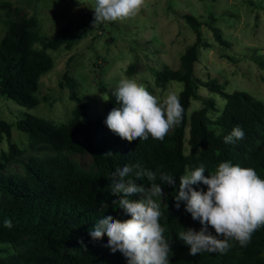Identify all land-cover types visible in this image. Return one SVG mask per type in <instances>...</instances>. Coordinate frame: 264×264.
Instances as JSON below:
<instances>
[{
    "label": "trees",
    "instance_id": "1",
    "mask_svg": "<svg viewBox=\"0 0 264 264\" xmlns=\"http://www.w3.org/2000/svg\"><path fill=\"white\" fill-rule=\"evenodd\" d=\"M2 1L0 5L8 6ZM183 18L193 30L195 42L180 56V70L164 66L153 72L157 88L163 89L170 82L182 84L178 96L184 108L183 120L164 140L150 137L147 141H129L111 132L105 119L90 116L87 105L75 92L76 81L66 74L60 86L69 90V98L75 102L66 124L55 126L27 114L15 124L0 119V142L4 139L8 144V152L0 154V245L4 246L0 248V264H127L121 252L112 253L103 243L108 239L106 232L98 238L89 232L94 219L104 211L116 219L130 218L116 206L120 194L108 191V173L124 164H139L144 169L175 175V187L161 185L164 194L160 222L173 252L171 264H264V227L253 234L247 247L232 241L224 254L189 255V246L178 238V232L184 229L201 228L183 204L179 209L175 206L179 176L185 167L204 164L208 176L218 163L228 160L252 167L264 177V103L244 91L226 93L214 81L203 82L195 75L198 50L209 44L202 41L200 22L190 15ZM86 23L82 33L91 28L89 21ZM33 24L31 18L12 21L0 39V96L28 110L38 106L39 79L53 67L49 51L60 47L68 51L76 41L75 35L66 38L64 28L43 37ZM212 33L216 40L220 39L217 28L213 27ZM200 84L224 99L218 119L209 118V111L216 112L215 103L211 98H200ZM100 92L112 96V90L104 87ZM191 100H202V107L188 116ZM108 103L116 106L112 99ZM212 124L223 130L221 136L210 129ZM237 125L245 131V138L236 144H225L223 136ZM13 127L28 137L32 155L27 160H22L23 152L12 143ZM69 155L89 156L90 167L82 169ZM12 164L19 166L20 172H11ZM137 183L150 187L147 178ZM199 187L206 190V186ZM132 199H140V194H134ZM6 218L12 221L11 229L3 226ZM209 230L215 235L211 226Z\"/></svg>",
    "mask_w": 264,
    "mask_h": 264
},
{
    "label": "rangeland",
    "instance_id": "2",
    "mask_svg": "<svg viewBox=\"0 0 264 264\" xmlns=\"http://www.w3.org/2000/svg\"><path fill=\"white\" fill-rule=\"evenodd\" d=\"M0 5V39L10 22L31 18L33 29L43 37L64 28L66 38L76 36L72 48L50 50L52 69L39 79V104L28 110L0 96V119L15 124L23 115H33L55 126L66 124L75 102L69 90L61 87L63 76L76 81L75 92L85 102L93 119H106L111 107L100 88L113 90L122 78H131L150 93L163 99L169 92L179 94L180 82H170L165 88L154 85V71L164 66L180 70V56L195 42V34L184 15L200 22L202 41L208 48L198 50L195 75L203 82L220 85L226 93L244 91L264 103V0H143L132 16L117 21L94 24V0H3ZM89 21L91 28L82 33ZM217 28L216 40L212 28ZM198 95L211 98L216 116L225 104L219 95L200 84ZM202 100H191L187 115L202 107ZM209 116V114H208ZM212 120V119H211ZM187 138V135H186ZM12 143L27 160L28 137L12 128ZM6 140L0 142L1 152L7 153ZM82 169L91 165L89 156L69 155ZM11 172H20L12 164ZM4 246L0 247L3 248Z\"/></svg>",
    "mask_w": 264,
    "mask_h": 264
},
{
    "label": "clouds",
    "instance_id": "3",
    "mask_svg": "<svg viewBox=\"0 0 264 264\" xmlns=\"http://www.w3.org/2000/svg\"><path fill=\"white\" fill-rule=\"evenodd\" d=\"M142 5L143 0H94V24L126 19ZM102 98L112 99L116 104L106 116L107 127L129 141L137 138L147 141L150 137L162 141L184 116L176 92H169L161 100L131 78L120 79L112 96ZM219 115L221 113L216 116L209 113V118L215 120ZM210 129L217 137L222 135L223 130L217 125H210ZM244 138L245 131L237 125L223 136V141L236 144ZM205 172V165L200 164L185 167L179 176L175 206L179 209L183 204L201 228L199 231L184 229L178 232V238L189 246L188 254L192 256L205 252L224 254L232 247V241L247 247L253 234L264 227V177L252 167H242L228 160L218 163L208 176ZM108 176L111 177L108 191L120 194L116 206L130 218L116 219L111 212L104 211L89 228L91 237L98 238L106 232L108 239L103 243L112 253L121 252L127 264H171L173 252L164 235L166 228L160 222L164 194L161 185L175 187V175L159 169H144L139 164H124L114 167ZM144 178L150 182V187L137 183ZM200 185L206 186V190ZM134 194H140V199H132ZM3 226L11 229V219L6 218ZM210 226L215 235L209 230Z\"/></svg>",
    "mask_w": 264,
    "mask_h": 264
}]
</instances>
